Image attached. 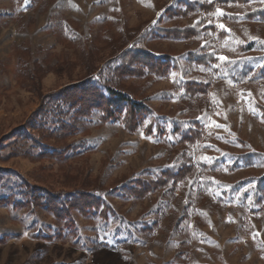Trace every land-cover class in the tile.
Instances as JSON below:
<instances>
[{
  "label": "rangeland",
  "instance_id": "374dc122",
  "mask_svg": "<svg viewBox=\"0 0 264 264\" xmlns=\"http://www.w3.org/2000/svg\"><path fill=\"white\" fill-rule=\"evenodd\" d=\"M177 2L38 0L33 7L32 0H0V198L18 190L16 173L53 192L91 191L114 211L108 220L77 214L81 241L74 244L35 237L57 228L46 211L30 214L0 204V237H7L0 241V264H264V212L252 200L264 167L240 160L251 154L264 158V77L238 84L229 72L215 71L216 65L197 66L187 57L195 51L227 58L219 61L263 65L264 22L247 14L264 2L169 19L164 13ZM195 24L215 26L227 36L208 32L182 40L150 32ZM130 47L170 56L180 66L161 79L124 81L125 93L152 111L144 128L130 134L120 119L98 125L95 114L78 134L57 141L49 127H36L31 116L40 94L82 80L101 81L104 64ZM185 82L210 83L211 89L184 99L179 87ZM193 121L203 137L197 144L180 143L177 126ZM22 133L41 136L47 145L71 144L72 152L81 154L64 163L33 160L24 152L38 150ZM183 163L197 169L174 192L143 200L119 192L135 178H155ZM155 222L154 233L145 234L143 228Z\"/></svg>",
  "mask_w": 264,
  "mask_h": 264
},
{
  "label": "trees",
  "instance_id": "16d2710c",
  "mask_svg": "<svg viewBox=\"0 0 264 264\" xmlns=\"http://www.w3.org/2000/svg\"><path fill=\"white\" fill-rule=\"evenodd\" d=\"M23 1L25 0H19L21 3ZM258 1L178 0L175 6L165 11L164 15L169 19L187 18L194 14L210 13L220 7L247 6L250 2ZM32 2H34L32 3L34 7L38 0H32ZM247 16L250 19H259L264 22V6L255 8ZM1 17L2 14L0 13V19ZM150 32L152 37L182 40H197L208 32L217 33L220 39L227 36L225 31L219 30L215 26L203 27L199 24L186 27H160ZM187 57L189 63L197 66L212 67L216 65L215 71L229 72L230 77L238 84L245 80L264 77V64L258 66L234 64L230 61H219L212 54L195 51L188 53ZM103 67L106 71V77L100 79L101 81L82 80L67 85L58 91L40 94V106L31 116L36 127H49L50 133L57 141H60L78 134L85 122H93V116L96 114L98 116L96 124L104 125L120 119L123 128L128 133L134 134L139 129L144 128L147 120L153 119V116L146 103L135 100L131 94L125 93L124 81L150 76L161 79L180 70L179 63L174 58L167 55L156 56L150 50L141 47L125 49L117 56L116 61H108ZM179 88L184 91V99L195 100L199 98L200 94L207 95L211 89V84L185 82ZM175 131L178 132L179 142L183 144H197L198 140L203 137V129L197 121H193L192 126L187 128L178 125ZM145 132L147 135L152 133L151 125L145 128ZM22 134L30 138L32 147L38 150L35 154L24 152L33 160L49 159L64 163L68 158L81 154L78 150L72 152L75 147L71 144L65 147L47 145L41 136ZM240 160L247 166L264 167V158L259 159V155H244ZM202 168L209 170L212 165L202 164ZM196 169L197 166L194 164L183 163L176 168L161 171L155 178H135L121 187L119 192L123 198L128 200H143L156 192H174L181 182L193 175ZM12 176L19 179L18 190H13L8 196L0 198V204L9 206L11 209H24L30 214H38L41 210L46 211L54 217L57 224L54 233H39L35 235L36 238L44 240L62 239L80 244L81 236L77 214L85 217L100 216L104 220H108L111 215H114V211L108 203L101 196L91 191L53 192L45 187L30 184L19 174L13 173ZM252 200L259 206V210L264 212V176L254 183ZM157 224L158 222H155L145 226L143 232L145 234L154 233ZM6 238V236L0 237V241ZM107 247L115 248L109 245Z\"/></svg>",
  "mask_w": 264,
  "mask_h": 264
},
{
  "label": "snow or ice",
  "instance_id": "6c2138e0",
  "mask_svg": "<svg viewBox=\"0 0 264 264\" xmlns=\"http://www.w3.org/2000/svg\"><path fill=\"white\" fill-rule=\"evenodd\" d=\"M261 2H264V0H261ZM217 12H220L219 9H217ZM221 15H223V13H221ZM221 28H224V25H220ZM218 59L220 60H226L227 58L226 57H218ZM217 127H219V125H217Z\"/></svg>",
  "mask_w": 264,
  "mask_h": 264
}]
</instances>
